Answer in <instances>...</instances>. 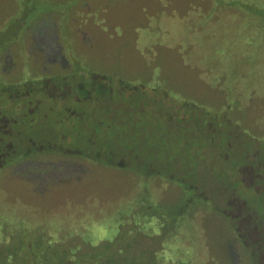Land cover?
Wrapping results in <instances>:
<instances>
[{
	"label": "rangeland",
	"instance_id": "1",
	"mask_svg": "<svg viewBox=\"0 0 264 264\" xmlns=\"http://www.w3.org/2000/svg\"><path fill=\"white\" fill-rule=\"evenodd\" d=\"M39 17L37 27L46 21L56 35L58 66L37 44L42 29L23 41L20 20L34 26ZM10 39L0 71L10 73L14 61L17 72L6 81L30 78L37 60L41 73L53 71L49 95L72 92L80 102L68 96L55 108L38 95L32 136L66 156L2 175L1 228L21 235L22 226L77 220L97 226L93 238L118 235L131 246L138 219L165 214L200 224L192 242L206 250L195 249L194 264H234V255L238 264H264V0H0V51ZM60 69L66 78L55 76ZM70 106L79 122L61 115ZM25 128L21 135H31ZM42 163L54 170L39 178ZM142 202L150 205L137 215Z\"/></svg>",
	"mask_w": 264,
	"mask_h": 264
},
{
	"label": "trees",
	"instance_id": "2",
	"mask_svg": "<svg viewBox=\"0 0 264 264\" xmlns=\"http://www.w3.org/2000/svg\"><path fill=\"white\" fill-rule=\"evenodd\" d=\"M237 6L234 4L232 8H237ZM240 6L248 7L250 5L244 4ZM27 11V7L24 8V17L27 15ZM42 18L39 17L38 21L33 25L41 21ZM29 27L31 26L26 24L25 19L20 20V29L24 33V36ZM11 45L13 44L10 39L7 44L2 46L0 56ZM29 70L31 77L16 83L6 81L4 79L5 76L0 71V94L3 93L4 95L3 102L0 100V179L8 169H22L31 166L40 157L48 160L52 156L58 158L66 156L64 155L66 151L64 152L61 146L53 145L49 142L42 143V141L38 140L39 138L32 136L36 128V113H38L41 96L46 98L49 103H52L55 108L59 103L64 106L68 96H70L74 106H76L80 102L79 98L77 95L72 94V92L71 94H66L65 90H62L65 95L61 97L49 95L48 90L50 86L52 84L56 86L55 82L50 80L53 71L51 74L41 73L35 66H31ZM66 72L67 70L60 69L55 76L66 78L67 76L64 75ZM35 74H39L40 79L35 78L37 77ZM92 91V87L90 86L87 89L86 95L91 96ZM105 92L111 94L112 90L106 89L102 93L101 91H97V94L101 96ZM38 95H41L39 99ZM165 102L167 103V101ZM66 107H63L64 112L61 114L65 118V121L69 122L72 117L75 118L76 116L78 118L76 122H79L81 118L79 115L77 117V112H74L71 106ZM7 111H11L12 116L5 117ZM2 120L6 121V127L4 128L2 127ZM183 120L184 118L181 116L179 121ZM23 128L31 131V135L22 136ZM93 137H95L94 133L90 135V138ZM92 149L95 148H90V150ZM77 161L84 162L79 159ZM119 165H125V161L122 160L119 162ZM39 167L34 173L39 178L48 177L52 173L53 168L51 167L50 169L47 163H42ZM262 167V171H260L264 174V167ZM142 174L143 172L139 175L142 177ZM260 181L264 182V179L261 178ZM226 182L229 185L232 183L230 179L226 180ZM235 183L240 184V181ZM168 184L169 188L180 190L176 188V185ZM239 190H242L239 185L237 188L234 186V192H238ZM260 191L256 190L258 193ZM234 196L238 195L234 194ZM149 205L150 203L148 202H142L141 204H137L134 210L138 215L140 211L143 212L141 208L147 209ZM148 217H156L157 219L152 220ZM212 217L216 219L221 217V214L219 216L212 213ZM223 219L222 229L224 228L225 233L230 234L229 238L232 240L231 236L235 235L231 234L233 232L231 228L233 227H230L228 218L225 217ZM138 221L134 226V230L140 233V238L134 241V245L131 246L129 245V240L122 242L118 235L113 241L93 238L90 234L95 233L94 231L97 230V226L82 225L77 220L71 225L64 222L51 227L47 225L34 226V228L22 226L19 230L20 233H23L21 235L17 234L16 228H1L3 225L8 226L6 223H2L0 225V231L2 230L0 234V264H194L196 259L200 258L194 257L195 249L198 247L194 246L192 242V236L196 233L197 228L200 227L197 221L192 225L185 220L183 221L185 224L183 226V224L180 225L178 223L177 219H168L165 214L161 216L149 215L146 216L145 222H140V219ZM22 229L23 231L21 232ZM67 231L69 234L64 235ZM155 240L157 241L156 243ZM202 248L206 250L205 243L200 244L198 249ZM134 259H137V262L133 261Z\"/></svg>",
	"mask_w": 264,
	"mask_h": 264
},
{
	"label": "flooded vegetation",
	"instance_id": "3",
	"mask_svg": "<svg viewBox=\"0 0 264 264\" xmlns=\"http://www.w3.org/2000/svg\"><path fill=\"white\" fill-rule=\"evenodd\" d=\"M44 23H46V21H44ZM44 23L40 27H37L38 26L37 24H35L34 26L29 27L28 30L25 32V36H24V40L23 41H28V39L30 38L29 37V34H31V30L30 29H32V30H34L36 28L42 29V32L38 33L37 44L42 49V51H44L45 54L47 55V61L49 63H52L55 66H58L57 63L55 62V60H56V56H58L60 54V52L58 51L59 43H57V41H56V35L54 33L50 34L49 33V28L47 29L45 27ZM52 56H54V58H53L54 62H51V58H49V57H52ZM60 62H61L62 66H65L64 62H63V59H61ZM2 63L3 62L0 61V65H2ZM9 65H10V71H11L10 73L4 72L5 71L4 67L1 69L2 75L5 76V77L12 76L13 75V70L17 72V67L14 68V65H15L14 61H13V63L11 61ZM32 65L33 66H40L41 64H39V61L35 60V62H33ZM238 262H239V260L237 259L236 260V264H238ZM234 264H235V261H234Z\"/></svg>",
	"mask_w": 264,
	"mask_h": 264
},
{
	"label": "water",
	"instance_id": "4",
	"mask_svg": "<svg viewBox=\"0 0 264 264\" xmlns=\"http://www.w3.org/2000/svg\"><path fill=\"white\" fill-rule=\"evenodd\" d=\"M236 260H237V256L234 255V261H235V264H236Z\"/></svg>",
	"mask_w": 264,
	"mask_h": 264
}]
</instances>
